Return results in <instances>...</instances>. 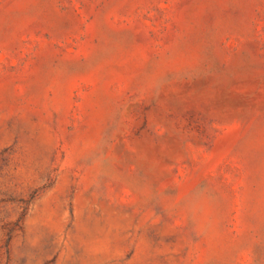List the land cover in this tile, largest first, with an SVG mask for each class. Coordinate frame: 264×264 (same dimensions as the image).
Masks as SVG:
<instances>
[{
  "label": "rangeland",
  "instance_id": "1",
  "mask_svg": "<svg viewBox=\"0 0 264 264\" xmlns=\"http://www.w3.org/2000/svg\"><path fill=\"white\" fill-rule=\"evenodd\" d=\"M0 264H264V0H0Z\"/></svg>",
  "mask_w": 264,
  "mask_h": 264
}]
</instances>
